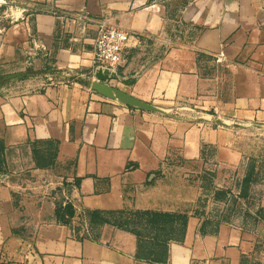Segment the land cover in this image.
<instances>
[{"label":"crops","instance_id":"crops-1","mask_svg":"<svg viewBox=\"0 0 264 264\" xmlns=\"http://www.w3.org/2000/svg\"><path fill=\"white\" fill-rule=\"evenodd\" d=\"M27 2L0 24V71L22 77L0 87V264H264L240 135L264 129V0ZM100 22L130 32L105 83L158 110L89 83ZM32 37L59 71L29 75Z\"/></svg>","mask_w":264,"mask_h":264},{"label":"rangeland","instance_id":"rangeland-1","mask_svg":"<svg viewBox=\"0 0 264 264\" xmlns=\"http://www.w3.org/2000/svg\"><path fill=\"white\" fill-rule=\"evenodd\" d=\"M27 0H0V24L1 23H13L20 20L23 15L27 12L28 9H22L23 7H33L34 10H42V6H30L27 4ZM29 11H32L31 8H29ZM69 22L72 23L69 25ZM80 22L74 21L72 17H70L69 20H66L64 32L65 33H71V35L77 36L76 32L78 30V25ZM54 36L55 37H61V29H55ZM32 32V30L30 31ZM30 36H32L30 34ZM34 36V35H33ZM97 38V37H96ZM38 39V38H37ZM96 41V40H95ZM32 44L31 47L28 49L27 55L28 56H35V58H41L44 62H35V64H31V66L28 68L29 75H35V74H43L44 72H48L47 69L50 70V72H57L59 71L57 65H55L53 62L55 59V54L51 52L48 47V45L43 42L42 40L38 39L37 42L33 40V37L31 38ZM50 52V53H47ZM52 57H51V56ZM43 57H50V59H53L52 62H48V60H45ZM49 65V66H47ZM52 67V68H51ZM96 71L100 70L98 67H95ZM12 74V73H10ZM8 74H5V70L0 71V87H7L10 83H13L16 81V79L22 78L20 76V73L14 77L7 78ZM25 75V76H29ZM94 81L98 80L97 74L94 73ZM48 77V76H47ZM46 77V78H47ZM45 78V77H44ZM91 80V79H90ZM89 80V81H90ZM93 81V80H92ZM105 83V81H104ZM240 135L243 140H246V147L248 151V155L251 156L250 163L261 164L264 166V129L258 128V127H250L246 129L240 130Z\"/></svg>","mask_w":264,"mask_h":264},{"label":"built area","instance_id":"built-area-1","mask_svg":"<svg viewBox=\"0 0 264 264\" xmlns=\"http://www.w3.org/2000/svg\"><path fill=\"white\" fill-rule=\"evenodd\" d=\"M130 32L120 26L100 22L95 41L94 62L101 70L113 69L121 62Z\"/></svg>","mask_w":264,"mask_h":264},{"label":"water","instance_id":"water-1","mask_svg":"<svg viewBox=\"0 0 264 264\" xmlns=\"http://www.w3.org/2000/svg\"><path fill=\"white\" fill-rule=\"evenodd\" d=\"M19 73H12L8 74L6 77H14L18 75ZM97 78L96 81H89V83L92 85L94 89H96L101 94L110 97V98H117L123 103H126L128 105L137 106L144 109H155L158 110L159 108L155 105L144 101L134 95H132L129 92H126L124 90L118 89L116 87H113L107 83H104L109 78V75L105 73L103 70H98L97 72Z\"/></svg>","mask_w":264,"mask_h":264},{"label":"trees","instance_id":"trees-1","mask_svg":"<svg viewBox=\"0 0 264 264\" xmlns=\"http://www.w3.org/2000/svg\"><path fill=\"white\" fill-rule=\"evenodd\" d=\"M145 214L151 216L152 221L159 219L160 217L163 218L164 214L156 211H144Z\"/></svg>","mask_w":264,"mask_h":264}]
</instances>
